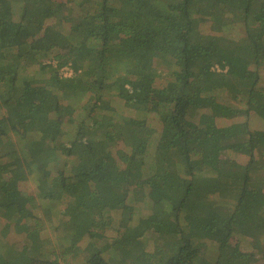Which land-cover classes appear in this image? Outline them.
<instances>
[{
	"label": "trees",
	"instance_id": "16d2710c",
	"mask_svg": "<svg viewBox=\"0 0 264 264\" xmlns=\"http://www.w3.org/2000/svg\"><path fill=\"white\" fill-rule=\"evenodd\" d=\"M0 100V264H264V0H0Z\"/></svg>",
	"mask_w": 264,
	"mask_h": 264
},
{
	"label": "rangeland",
	"instance_id": "374dc122",
	"mask_svg": "<svg viewBox=\"0 0 264 264\" xmlns=\"http://www.w3.org/2000/svg\"><path fill=\"white\" fill-rule=\"evenodd\" d=\"M47 2L45 1H40L37 3V6H47ZM69 18H72V15L70 13H68V16ZM75 17V16H74ZM4 110H5V115H9V113L7 112L6 110V107H3ZM35 183L34 182H23L20 184V190L21 192L23 193L22 196H27L28 197V200L29 201H34L33 202V207H30L33 214L35 216L38 217L39 220H41L40 222H42V226H41V233L39 234V237L40 239H43V238H46L47 240L50 241V244L48 245H45L42 249H41V252L44 254H50L52 252H58V249H57V245H56V237H55V233H52V230H53V227H55V225L57 223H53L52 224H49L47 219H46V216L47 215H53L54 214V211H58L61 209V207H58L56 210L53 208L51 210H53L51 213H48L47 210L45 209H50L52 207L48 206V205H43V203L41 202V199L40 198H37L36 194H37V189H36V185H34ZM122 195L120 194H116L114 192H108L106 194V200H107V203L109 204H112L111 200H113V202H119L122 197ZM121 197V198H120ZM132 207L133 205L130 204ZM141 211V210H140ZM140 211H135V218L138 219V218H141L143 217L142 215V212ZM4 223V220H1V216H0V225ZM51 227H50V226ZM134 225V224H133ZM1 231V230H0ZM1 233L3 234V236L1 238L4 239V244L5 246H9V252H18V246L19 248L21 249V246L19 244H16V245H13L11 247V245L15 242H18V240L22 241L21 237L19 235H17L15 232L9 230V228L7 227H4L1 231ZM8 239V240H7ZM82 249V248H81ZM88 250L86 252H82L83 254L82 255H73L72 252L68 253V262H72L73 260H75V258L77 259L78 257H84L85 255L88 254L89 252V248H87ZM92 249V248H91ZM71 251V249H70ZM9 256V255H7ZM239 262L242 264L244 263L243 260H239ZM250 264H258L257 262H253V261H250Z\"/></svg>",
	"mask_w": 264,
	"mask_h": 264
},
{
	"label": "crops",
	"instance_id": "0c3cea01",
	"mask_svg": "<svg viewBox=\"0 0 264 264\" xmlns=\"http://www.w3.org/2000/svg\"><path fill=\"white\" fill-rule=\"evenodd\" d=\"M4 106L2 105V101L0 100V119H2V118H4L6 115H5V110H4V108H3ZM3 176V179H5L6 180V178H8V173H7V175H5V174H3L2 175ZM31 182V181H30Z\"/></svg>",
	"mask_w": 264,
	"mask_h": 264
}]
</instances>
